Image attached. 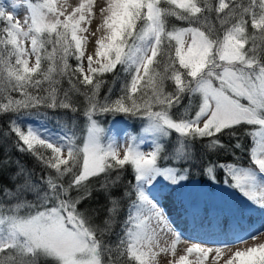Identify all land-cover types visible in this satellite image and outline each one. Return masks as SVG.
Masks as SVG:
<instances>
[{
  "label": "snow or ice",
  "instance_id": "obj_1",
  "mask_svg": "<svg viewBox=\"0 0 264 264\" xmlns=\"http://www.w3.org/2000/svg\"><path fill=\"white\" fill-rule=\"evenodd\" d=\"M22 3L23 18L20 0H0V116L8 120L0 129V175L10 173L13 184H0V264H160L161 254L167 264H264V231L237 234L232 243L188 241L153 192L161 182L183 186L197 145L202 155L218 153L229 148L227 136L232 156L245 151L249 165L209 160L203 175L217 184L222 169L224 185L248 207L217 208L216 226L226 235L229 218L243 229L245 211L264 213V0ZM77 96L82 142L66 124L54 133L22 122L47 109L76 114ZM107 114L143 121L142 135L120 142L96 119ZM173 133L168 151L164 140ZM14 153L39 165L38 180ZM94 192L107 203L102 220L83 207ZM181 241L188 246L178 249Z\"/></svg>",
  "mask_w": 264,
  "mask_h": 264
},
{
  "label": "rangeland",
  "instance_id": "obj_2",
  "mask_svg": "<svg viewBox=\"0 0 264 264\" xmlns=\"http://www.w3.org/2000/svg\"><path fill=\"white\" fill-rule=\"evenodd\" d=\"M21 7L18 9V14L21 18L25 15V8L23 7L22 0H20ZM98 18V23H99ZM25 124H33L35 126H44L51 132L56 133L53 129L47 127L43 121H36L29 118L22 119ZM122 123V122H121ZM128 121H124L121 126L116 123L111 129L107 127L105 130L109 135H116L120 142H124L127 136H141L144 122L142 121L140 127L137 129L136 134H132L128 130ZM59 130L58 132H60ZM146 141L150 138L145 136ZM147 150V148L145 149ZM154 194L159 200V204L166 210L167 217L171 225L182 234V236L192 242L196 241H211L216 239H227L229 243L233 242L234 236L237 234L249 235L255 234L257 230L264 231V213L259 211H245L243 213L245 222L243 229H237L232 225L231 218H229V227L226 235L221 234L217 228V208H241L248 207L246 201L239 199L238 194L231 188L222 186H214V195L209 194L206 188L200 187L196 182L187 186H178L175 189L168 186L166 183L161 182L153 190ZM198 206L201 211L199 215H187L184 211L185 207ZM223 214H220V220H223ZM264 240V237H260ZM258 241H248L249 244ZM188 245L181 241L178 244V249H183ZM164 254H161L159 259L160 264H167V259ZM192 259V257H189Z\"/></svg>",
  "mask_w": 264,
  "mask_h": 264
},
{
  "label": "trees",
  "instance_id": "obj_3",
  "mask_svg": "<svg viewBox=\"0 0 264 264\" xmlns=\"http://www.w3.org/2000/svg\"><path fill=\"white\" fill-rule=\"evenodd\" d=\"M170 23L175 24L177 26H187L183 22L175 20V18H170ZM108 81L111 84V81H112L111 76L108 77ZM65 86H67L66 83H65ZM112 86L114 89V93L118 92V89L120 87L119 81H116V83ZM107 90H108L107 86L101 89V93H100L101 98L103 97L105 93H107ZM113 98H115V95H113ZM75 99L79 101V108H80V111H78L76 114H73L63 109H58L55 111L51 109H47L46 110L47 115L45 117H35V116H32V117L38 120H42L47 125V127L53 129L55 132L62 130V126L66 124L69 128H71L75 132L76 136L80 138V142H82V137L84 135L85 128H86V118L83 115V107H84L83 97L77 96L75 97ZM184 103L187 105L188 103L187 100H185ZM96 119L99 121V123L104 129H106L109 125H110L109 127L113 129L116 123H119L121 126H123L122 123L126 120L128 121L127 128L132 134H136L137 129L142 124L141 123L142 121L139 119H132V118H129L123 115H120V116H113L112 114L99 115L96 117ZM7 122H8L7 117L0 116V129L6 128ZM221 139L226 145L229 146V148L222 149L218 153H209L206 155H202L200 151V145H197L198 158H197V161L191 166V174L189 176V180L184 182L185 186L196 182L200 187L206 188L209 194L214 195V192H213L214 186L224 185L223 183L224 174H223L222 169L217 168L215 170V175L217 177V180L220 181V183H217V184H213L208 179L207 176L203 175V171H202L203 166L209 160L217 161V162L223 161L225 163L232 162V163H236L238 166H243V167H247L249 165V157L245 151H241L237 149L235 150L236 152L235 158L232 156L233 150L231 149L230 146L234 144V140L230 139L227 136L221 137ZM175 142H176V134L173 133L170 139L164 140L165 148L168 151H171L172 146ZM242 143L244 144L245 148H247L250 145V140L247 137L242 138ZM14 157H18L28 169L34 171V176H33L34 179H37V180L39 179V176L41 174V169L39 165H37L36 162L31 157H26L20 153H14ZM161 163H163V161ZM169 163H171V161ZM184 166L187 167L188 165H184ZM129 173H130V170H129ZM130 179H131V176L130 174H128L126 176L125 183H127L128 180ZM95 183L96 182L93 181V184ZM0 184L12 187L13 184L11 181V174L5 173L3 175H0ZM114 194L118 195L119 193L114 192ZM237 194H238L239 199L242 200V196L240 195V193L237 192ZM27 199L32 200L33 199L32 195L29 194L27 196ZM83 207L89 208V209H96L99 212L100 219L102 220L106 215V208H107V203H106L104 194L102 192H94L93 197L90 200L86 201ZM126 211H127V202H125L120 215L117 217V220L115 224L113 225L114 232L118 233L120 231V224L125 218ZM244 222L245 220H243V223ZM107 239H109L110 241H115L116 237L115 235L109 234L107 236Z\"/></svg>",
  "mask_w": 264,
  "mask_h": 264
},
{
  "label": "bare ground",
  "instance_id": "obj_4",
  "mask_svg": "<svg viewBox=\"0 0 264 264\" xmlns=\"http://www.w3.org/2000/svg\"><path fill=\"white\" fill-rule=\"evenodd\" d=\"M100 2L101 0H97V3H100ZM69 3H72L73 5H75L76 3H78V0H69ZM97 23H98V16L94 18L92 23L89 25L90 30L94 31Z\"/></svg>",
  "mask_w": 264,
  "mask_h": 264
}]
</instances>
